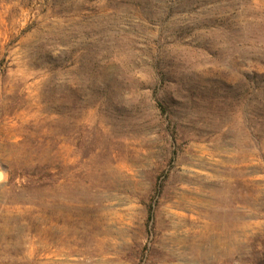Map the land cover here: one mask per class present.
I'll list each match as a JSON object with an SVG mask.
<instances>
[{
    "label": "rangeland",
    "instance_id": "obj_1",
    "mask_svg": "<svg viewBox=\"0 0 264 264\" xmlns=\"http://www.w3.org/2000/svg\"><path fill=\"white\" fill-rule=\"evenodd\" d=\"M1 174L0 264H264V0H0Z\"/></svg>",
    "mask_w": 264,
    "mask_h": 264
},
{
    "label": "bare ground",
    "instance_id": "obj_2",
    "mask_svg": "<svg viewBox=\"0 0 264 264\" xmlns=\"http://www.w3.org/2000/svg\"><path fill=\"white\" fill-rule=\"evenodd\" d=\"M220 202V201H219ZM221 207V206H220ZM215 208V207H214ZM218 208V207H217ZM216 209V208H215ZM203 215L206 217L207 221L203 222V226L202 229L204 230V233H202V236H206L208 235L210 237V235H215L217 233H211L213 231H215L216 226L220 225V223L222 224V221L225 220L226 218V213L220 210H214L212 208L210 209H206L203 212ZM228 215V214H227ZM194 225L196 224V222L194 220H192V222ZM226 224V223H225ZM248 225V224H247ZM194 227V226H193ZM199 227V226H197ZM196 227V228H197ZM199 230V229H198ZM202 231V230H201ZM200 231V232H201ZM220 232V230H218ZM226 231V230H225ZM198 232V231H197ZM221 233V232H220ZM60 234V236H59ZM70 233L67 230H64L63 232H57V231H52L51 233H47V239L53 240L55 243L60 244V245H65V242H73L75 240H77V238L75 237L76 233L75 232H71L72 235V240H70L69 238ZM218 235H222L218 234ZM196 236V235H195ZM224 236V235H223ZM196 238V237H195ZM200 238V235H199ZM208 238V237H207ZM205 239V238H204ZM203 239V240H204ZM196 240V239H194ZM201 240V239H200ZM199 244V243H198ZM69 245V244H68ZM47 246V245H46ZM66 246V245H65ZM47 248V247H46ZM63 249V248H62ZM48 250V249H47ZM49 251V250H48ZM47 251V252H48ZM51 251V250H50ZM195 251V250H194ZM53 252V251H52ZM196 255V254H195ZM51 264V263H50Z\"/></svg>",
    "mask_w": 264,
    "mask_h": 264
},
{
    "label": "water",
    "instance_id": "obj_3",
    "mask_svg": "<svg viewBox=\"0 0 264 264\" xmlns=\"http://www.w3.org/2000/svg\"><path fill=\"white\" fill-rule=\"evenodd\" d=\"M3 178V174H1V176H0V179H2Z\"/></svg>",
    "mask_w": 264,
    "mask_h": 264
}]
</instances>
